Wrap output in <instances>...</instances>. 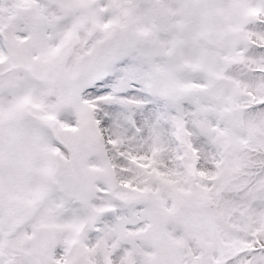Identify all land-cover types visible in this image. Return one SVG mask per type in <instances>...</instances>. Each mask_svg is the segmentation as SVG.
<instances>
[{
  "label": "snow or ice",
  "instance_id": "1",
  "mask_svg": "<svg viewBox=\"0 0 264 264\" xmlns=\"http://www.w3.org/2000/svg\"><path fill=\"white\" fill-rule=\"evenodd\" d=\"M0 264H264V0H0Z\"/></svg>",
  "mask_w": 264,
  "mask_h": 264
}]
</instances>
